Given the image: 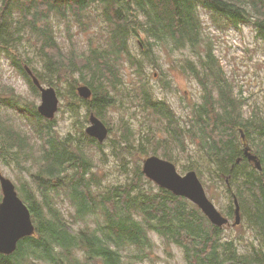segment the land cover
Here are the masks:
<instances>
[{
  "label": "trees",
  "instance_id": "16d2710c",
  "mask_svg": "<svg viewBox=\"0 0 264 264\" xmlns=\"http://www.w3.org/2000/svg\"><path fill=\"white\" fill-rule=\"evenodd\" d=\"M92 4L102 6L108 27L105 43L79 55L64 56L54 17L65 19L73 14L80 18ZM200 7L212 17L227 20V26L252 25L264 41V0L1 1L0 53L7 55L36 96L40 91L25 66L42 84L56 88L58 112L68 117L72 128L61 133L56 115L44 117L36 104L22 102L14 86H0V164L27 173L29 181L16 189L35 224V232L22 238L13 253H0V264H125L123 251L128 248L134 251L130 264H135L153 244L150 233L179 246L186 264H264L263 247L257 249L253 244L252 252L241 253L235 239H225L224 226L212 224L193 202L156 186L142 172V160L153 154L173 161L179 172L192 170L190 164L180 166L178 153L187 151L188 136L197 133L210 164L212 178L207 181H219L230 199L224 214L233 218L235 196L242 218L263 246L264 117L256 110L245 117V100L236 98L211 45L193 73L203 93L190 116L192 127L184 126L168 103L154 96L146 81L137 88L128 86L119 68L128 60L136 64L130 39L139 37V32L146 39L139 42V48L149 59L157 60L153 45L165 41L195 50L205 37ZM26 42L36 47L38 65L23 53L21 46ZM137 63L142 66L141 61ZM80 83L91 87L90 98L78 95ZM125 87L126 93L132 91L125 93L129 99L139 101L140 95L139 106L150 118L147 123L159 121L164 136L149 127L139 138L124 117L119 124L124 134L121 141L108 136L101 143L85 132L91 112L107 124L110 133L116 131L117 125L108 115L112 107L120 105ZM7 107L22 113L28 127L17 126L5 116ZM244 141L258 154L261 170L244 155ZM107 146L125 176L108 185L96 170L97 160L108 156ZM57 197L72 206L70 219L57 206Z\"/></svg>",
  "mask_w": 264,
  "mask_h": 264
},
{
  "label": "rangeland",
  "instance_id": "374dc122",
  "mask_svg": "<svg viewBox=\"0 0 264 264\" xmlns=\"http://www.w3.org/2000/svg\"><path fill=\"white\" fill-rule=\"evenodd\" d=\"M3 0H0V3ZM201 18L203 19L204 40L194 50L190 47L177 48L172 42L165 41L154 44V52L156 59L145 56L144 51L139 48V42L146 40L144 34L139 32L140 36H132L130 39L131 50L135 54V62H128L120 65V71L124 75V79L128 86L139 87L140 82L146 81L149 84L152 93L156 98L162 99L176 112L181 118L184 126H191L194 115V105L202 101L201 95L203 89L199 81L194 76V71L200 68V58L205 56L209 46L218 59V65L224 71L225 76L232 86L236 98L241 101L245 100L242 112L245 117L253 115V111L260 117H264V41L256 36V32L252 25L241 24L238 26H227V20L212 17L211 12L200 7ZM103 9L100 4H92L83 12L80 18L70 14L67 18L61 16L54 17V31L63 50L62 54L69 57L73 52L78 55L86 52L91 46H100L105 43L107 35V23L102 17ZM23 53L34 58V63L38 65L39 57L35 46L26 42L21 46ZM138 60V61H137ZM141 61L142 66L137 62ZM12 85L16 92L21 96L22 102L26 101L29 105L41 102L40 96H36L30 89L27 81L20 74L16 66L11 62L7 55L0 53V86ZM123 95L118 99V106L112 107L109 118L113 125H117L116 131L113 130L107 135L110 138L121 141L124 136L122 128L119 126L121 117L127 120L133 127V134L139 138L145 136L150 127L156 131V135L164 136L160 133L159 121L148 124V114L142 111L139 101L129 99L125 93L128 90L125 87ZM135 89V88H134ZM132 94V91L129 92ZM129 93H126L129 95ZM126 107L128 109H126ZM4 114L13 121L17 126L28 127L24 115L12 108H4ZM61 112H57L56 118L59 119L58 129L61 133H66L71 129L67 116L62 118ZM254 118V117H253ZM256 118V117H255ZM89 123V122H88ZM87 122L85 124H88ZM34 137L32 134L30 135ZM105 138V140L107 139ZM35 139V138H34ZM246 139V136H245ZM104 140V141H105ZM110 140H107L109 143ZM255 150L254 144L249 142ZM187 151H179L178 163L184 167L188 164L197 170L201 180L205 184L206 192L216 207L224 214L228 209L230 199L225 191V186L221 183L210 181L212 178L209 170L210 164L206 162L205 151L200 145V139L196 135L188 136L186 141ZM106 147V158L97 160V172L100 173L106 185L122 181L125 176L119 160L112 155V152ZM2 173L9 177L16 185L29 181L27 173H22L14 166H6L0 164ZM57 206L61 209L67 219H70V211L72 206L66 199H56ZM225 215V214H224ZM97 219V218H96ZM233 218L229 223L224 225L225 239H235L239 244L240 252L253 250V244L257 249L261 246L259 235L251 230L247 222L242 218L237 225H232ZM94 224V217L90 220ZM79 227V224H75ZM153 244L149 248L147 255L140 262L135 264H186L183 257L182 249L174 243H167L157 234L150 233ZM132 249L123 251L125 264H130ZM44 264V263H39Z\"/></svg>",
  "mask_w": 264,
  "mask_h": 264
},
{
  "label": "water",
  "instance_id": "95a60500",
  "mask_svg": "<svg viewBox=\"0 0 264 264\" xmlns=\"http://www.w3.org/2000/svg\"><path fill=\"white\" fill-rule=\"evenodd\" d=\"M26 70L40 91L41 102L37 106L38 112L48 119L54 118L60 107V97L56 88L52 85L42 84L30 67L26 66ZM76 90L78 95L85 99L92 95L91 87L84 83L78 84ZM85 132L102 143L109 133V127L100 117L91 112ZM242 137L244 138V135ZM244 154L257 169H262L260 158L251 151L248 145L244 147ZM142 172L147 179L157 186L165 188L175 195L186 197L193 202L212 224L223 227L229 223V219L208 197L195 170L180 174L173 162L157 155H150L142 160ZM0 187L2 193L0 202V253L10 255L17 249L18 242L22 238L35 232V224L30 209L18 194L16 184L1 170ZM234 199L235 217L232 225L235 226L241 221V212L235 196Z\"/></svg>",
  "mask_w": 264,
  "mask_h": 264
},
{
  "label": "flooded vegetation",
  "instance_id": "af4514ba",
  "mask_svg": "<svg viewBox=\"0 0 264 264\" xmlns=\"http://www.w3.org/2000/svg\"><path fill=\"white\" fill-rule=\"evenodd\" d=\"M262 164V163H261Z\"/></svg>",
  "mask_w": 264,
  "mask_h": 264
}]
</instances>
